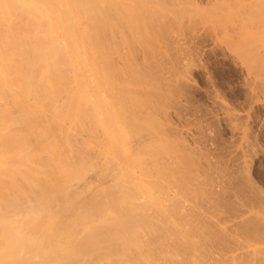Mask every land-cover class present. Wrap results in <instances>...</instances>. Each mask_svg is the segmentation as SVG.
Returning a JSON list of instances; mask_svg holds the SVG:
<instances>
[{
  "label": "bare ground",
  "instance_id": "1",
  "mask_svg": "<svg viewBox=\"0 0 264 264\" xmlns=\"http://www.w3.org/2000/svg\"><path fill=\"white\" fill-rule=\"evenodd\" d=\"M198 3L0 0V264H264V201L239 186L248 219L215 225L222 212L198 181L195 152L172 142L161 119L171 89L129 73L168 57L181 67L185 39L205 33L264 91V0ZM176 67L168 75L180 80ZM84 145L101 160L87 162ZM165 149L170 168L157 156ZM178 156L195 168L178 169ZM217 229L237 255L212 245Z\"/></svg>",
  "mask_w": 264,
  "mask_h": 264
},
{
  "label": "rangeland",
  "instance_id": "2",
  "mask_svg": "<svg viewBox=\"0 0 264 264\" xmlns=\"http://www.w3.org/2000/svg\"><path fill=\"white\" fill-rule=\"evenodd\" d=\"M194 1H196V0H194ZM197 1L199 2L198 3L199 5H200V3H202V6L206 3L208 5V0H197ZM207 5H204V6L207 7ZM187 21L185 20V23L187 24L186 26H187V28L191 29L190 27H188L189 21L188 22ZM170 22H173V20L170 19L168 22V19H167V21H166V24L168 23L167 27H168V25H169V27H177V25L172 26V24L174 22L172 24ZM187 32H189V30ZM200 35L197 34L196 36H192V37H194V38H190L192 41L189 40L188 38L185 39L186 42L188 41L187 42L188 48L186 47L187 45L186 46L184 45V46L186 47V49H189L188 52L190 51L193 54L192 55L189 52L190 56L188 55L189 57H185L183 59V60L186 59L187 63H185V61L183 63L181 62V64L185 63L184 64L185 67H184V65H182L180 67V65H178L176 63V58L168 57V60L170 58L172 62L175 61L174 63H171L172 67H171V65H169L171 62L169 60L170 62L167 63L166 65H162L163 62H159V63H161V65L158 64L161 66V67L159 66V69H158V65H154V66L150 65V66H147V67H149V69L147 67L146 68L144 67L147 70H142L144 68H135V69L130 68L129 73H131V75L133 73L135 76L139 72V78L141 77V79H139V80L143 81L144 83L145 82H148V83L152 82L154 84L155 82L157 83V80H158L157 84L160 85L163 82L162 85L164 84V86L161 85V88H163V89L166 88V90H163L164 94H168L167 90L169 91L171 89L169 91V94L172 93V97L174 96L173 97L174 102L173 103L171 102L172 106L168 105V108H167L169 111L168 112L169 116H167L168 118H166L165 115H163L161 119L166 124L165 125L166 127L170 126V128H167V129H169V131L168 130L167 131L170 132V134H171L170 139L172 137V140H171L172 142H175V144H176L180 141H184L183 143H185L187 145L180 142V143H178V146L181 144L180 145L181 148L186 146V147H188L187 149L192 148L191 149V150H193V151H191L192 154H193V152H195L193 154V156L195 158L192 156L193 160L192 159L191 160L192 161L196 160V163L195 162L194 163L196 165L197 170L195 169V171H199L200 174L202 173L201 174L202 178L199 175V173L197 174L198 181L199 180H200V182L202 181V184L205 183L206 190L208 192H210L212 190V192L210 194L213 195V193H214L213 197L211 196L212 200L214 199L213 205L217 206L218 210H219V208L221 209V210H219L220 212L216 211L217 209L215 210V212L216 213L222 212L221 213L222 216H221V214H219L220 218H218V215H217V217H215V219L213 218L214 224L219 226L222 223L225 225V227H226V225H229V228H231L232 220H235L236 218H239V220H240L241 217L246 218V216L248 217L250 215V213L248 214L250 207L248 205H246V202L242 199L241 195L237 191L239 186L241 188L245 187L246 189H251L253 193L250 190H249V192L252 194L253 197H255L261 201H264V96H263L264 94L262 95V92H264V91L262 90V92H261L262 87L260 85H258L257 83H255V80H253L254 77L252 75L249 74V76H248L247 69L245 68V66H243L244 64H242L240 62V60L238 62V59L235 56L233 59L232 58L233 55H230L231 52L227 51L228 49L225 46L222 45L223 48H225V49H223V48L221 49V47H222L221 43L219 42L218 44H216L217 41H214V39H212L214 37H211V36L209 37L207 34H206L207 35L206 36L205 33H203V34L200 33ZM185 41H184V43L186 44ZM189 46H190V48H189ZM172 58L174 59V61L172 60ZM163 64H165V63H163ZM173 64H176L178 67H176V65L174 66ZM187 66H189V67H187ZM154 67H156V68L154 69ZM175 67H176V70L178 69V71H180V73L182 72L181 73L182 75H180V80H179V76H178V79L175 80L174 78H177V76L175 77V75H173L174 72H173V74H171V76H172V77L170 76L171 79L176 81L174 84V81H172L169 78V75H170L171 71L175 70ZM162 68L165 70H162ZM170 68L171 69L173 68L174 70H171ZM127 70H126V72H128ZM155 70H158V73L161 70L163 74L160 71V73H159L160 76H159V74ZM133 71H135V72L138 71V72L135 73ZM145 71H146V73H145ZM150 72H152V74ZM154 72L158 76H156L154 74ZM183 73H184V75H183ZM164 74H166V75H164ZM148 75H150V76L148 77ZM137 76H138V74L136 75V77ZM162 76L164 77V80H163ZM158 77H160V78H158ZM142 78H144V80ZM151 78L154 80H151ZM155 78H156V81H155ZM166 79H167V81H166L167 84H165L166 82L164 83V81ZM168 82H170V83L173 82V83H171V85H173V86H168V88H167L166 86L170 84V83L168 84ZM257 86H259V87H257ZM255 88H257V89H255ZM163 99H165V98H163ZM163 99H162V101H163ZM165 100H168V99H165ZM168 101H166V102H168ZM150 102H152V104L155 103V102L149 100L148 104ZM163 102H162V104L166 103V102H164V103ZM158 103H160V102H158ZM152 104H150V105H152ZM169 104H170V102H169ZM150 105H148V106H150ZM161 105L160 104L157 105V103H156L152 107L157 109V108H160ZM165 106L167 107V104ZM169 106L173 107V108H170ZM165 114H167V112H165ZM164 119L165 120L167 119V120L165 121ZM172 130H173V132H172ZM243 133H244V136H243ZM85 137L88 138V140H86V141L90 142L88 135ZM174 140H176V141H174ZM84 143H85V141H84ZM104 143L105 142H103V146H101V147H103L102 149L105 148ZM101 145H102V143H101ZM136 145H135V148H136ZM84 146H85L84 148L86 150L88 149L87 151L89 152L90 147L86 148L87 146L86 145H84ZM151 146H153V147H151ZM151 146L149 147L150 149L155 148V146L153 144ZM158 147H161V145ZM186 147H184V148H186ZM147 148H148V146H147ZM102 149H100V150H102ZM86 150L84 151L85 152L84 159L87 160V162H88V158L91 160H96V159L101 160V158H95L97 156L95 154H94L95 155L94 156L91 151L89 152L90 153L89 155L91 156L90 157L88 155V152L86 153ZM180 150H182V149H180ZM140 151H142L143 155H145L144 158L149 157L146 154L147 153L146 149L145 150L141 149ZM140 151H138V152H140ZM151 151H152V149H151ZM153 151H154V149H153ZM160 151L161 150H159V152ZM166 151L167 150L165 149L164 156H163V154H159V153L157 154V156L162 155L158 158L164 157V159L163 158L160 159L161 161L158 159L159 162H162L165 165L164 168H166V166L171 164V162L173 163V164H171V166L174 165V161H171L169 163V160L167 158H165ZM178 152H180V151H177V153ZM183 152H184V150H182V152L179 155H183L184 154ZM185 154L183 156H186ZM86 156L88 158H85ZM92 157H94L95 159ZM98 157H100V156H98ZM185 159L186 158H183V161ZM172 160H175V158ZM154 161H155V163H158L156 160H154ZM183 161L181 160V158L179 161H177L178 163L182 162V163H180L182 166H180V164H178L176 162L177 163L176 166L178 167V169L183 167V168H181L182 170L180 169L181 171H183V169L186 170L188 165H189L188 163L190 162V161L187 162V160H186L184 163ZM198 161H199V163L197 164ZM165 163H167V164H165ZM194 163L190 162V164H193V168H195ZM157 165L160 167L164 166V165L162 166L160 163ZM201 165L203 166V168L201 167ZM211 165H212V167H211ZM216 165H217V167H216ZM154 166H156V165H154ZM154 166H153V163H150V168H153ZM171 166L169 165L168 168H170ZM219 167H221V169ZM206 169H209V170H206ZM218 169H219V171H218ZM229 169H230V171H229ZM204 170H206V171H204ZM232 170L234 171V173ZM213 171H215L216 173H214ZM218 172L219 173L223 172V173L219 174ZM231 172L233 175L236 174V178H237L236 184H239V185L236 186L235 183H233L234 185L229 184L230 178L228 180V176L231 175L230 174ZM239 172L245 173V174L243 173V175H242L243 178L241 176V173H239ZM206 173H208V174H206ZM212 173H214L215 175ZM219 175H220V177H218ZM222 175H223V177H221ZM88 176L89 175H87V177L84 176V179L85 178L88 179ZM107 176H109V175H107ZM199 177H200V179H199ZM229 177H231V176H229ZM205 178L208 179L209 182H207ZM212 178H214V179H212ZM218 178H219V181L223 180V181L219 182L221 185H223L221 188H223L225 186L224 184H226L224 189H221L220 187H218V186H221L220 184H218V182L214 183V181H217L216 179H218ZM226 179L228 180V182H227L228 184L226 183ZM241 179L242 180L244 179V181H242ZM246 180L249 183L246 182ZM212 182H213V184H209ZM221 182H223L224 184H222ZM245 183L247 184V186ZM214 184H216L217 187ZM205 185L203 186L204 188H205ZM212 186H215V188ZM240 187H239V190H241ZM209 188L211 189L210 191L208 190ZM207 191H206V193L209 194ZM216 192H218V193H216ZM210 194L208 196H210ZM217 195H219V196L223 195L224 197L222 196L221 198L222 199L224 198L226 201L223 199L224 200V202H223L222 199ZM218 198H220V199H218ZM217 199H218V202L216 201ZM220 200H221V202H219ZM213 205H211L212 209L215 207V206L213 207ZM227 206L228 207L230 206V207L228 208ZM212 211H214V210H211L210 212H212ZM210 215H211V213H210ZM215 216H216V214H215ZM213 217H214V214H213ZM216 219H217V222H215ZM246 219H248V218H246ZM217 232H218V229L216 231V235H218L217 240L218 239L219 240L216 243H212V245L215 244V247H217L218 245L220 247L221 243L223 245V243L225 241L228 242L229 240L227 239L228 236L221 234V232H220V234H221V236H220L219 232L218 233ZM222 236H225V237L223 238ZM238 241H239L238 246H240V244H242V245L248 244L245 241V239H242V241H240V240H238ZM227 242H225L223 246L221 245L220 248H224L226 246L224 248L225 251L223 250V253H226V255L223 257L230 258L231 257L230 254H232V253L236 254L237 251L235 248H234L235 251H234V249L232 250L231 248H233L235 246L232 245L233 247L232 246L229 247L227 245ZM217 243H218V245H216ZM227 246L229 247V249ZM236 248H237V245H236ZM238 249H239V252H240V249L244 250L243 246L238 247L237 250ZM230 250L234 251V252H231ZM238 260H239V258H238Z\"/></svg>",
  "mask_w": 264,
  "mask_h": 264
}]
</instances>
